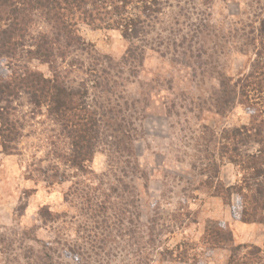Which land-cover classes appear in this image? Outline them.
Segmentation results:
<instances>
[{
    "label": "rangeland",
    "instance_id": "1",
    "mask_svg": "<svg viewBox=\"0 0 264 264\" xmlns=\"http://www.w3.org/2000/svg\"><path fill=\"white\" fill-rule=\"evenodd\" d=\"M161 1L138 41L81 26L87 50L56 63L102 115L85 172L65 163L69 142L44 110L11 102L19 134L10 155L0 147V264H264V224L235 220L234 199L194 191L221 132L251 123L234 84L261 51L264 0ZM22 56L0 59V74L49 75ZM120 131L129 155L114 150ZM218 178L230 187L241 174L223 162ZM222 223L232 246L213 248L205 230Z\"/></svg>",
    "mask_w": 264,
    "mask_h": 264
},
{
    "label": "trees",
    "instance_id": "2",
    "mask_svg": "<svg viewBox=\"0 0 264 264\" xmlns=\"http://www.w3.org/2000/svg\"><path fill=\"white\" fill-rule=\"evenodd\" d=\"M161 3V0H0V59L17 62L23 55L26 64L36 61L49 67L48 76L25 66L17 72L0 74L2 153L10 155L14 151L19 126L10 106L23 95L33 108L44 110L68 140L70 150L65 163L71 169L85 172L102 136V115L87 105L85 89H72L64 84L56 63L64 61L70 53L87 50L89 44L79 35L81 26L93 31H116L127 42L138 41L146 22L160 14ZM38 22L48 31L34 30ZM261 34L264 35V23ZM260 48L249 73L234 84L240 103L252 110L251 123L221 132L214 144L216 157L211 154L205 158L206 180L194 190L220 198L226 206H231L234 199L233 217L245 225L264 224V42ZM224 94L229 99V93ZM112 131L115 132L114 128ZM119 135H111L114 150L129 155L130 139L122 132ZM223 162L233 165L241 174V180L233 186L226 187L218 178ZM205 232L204 239L213 248L232 246V234L225 223Z\"/></svg>",
    "mask_w": 264,
    "mask_h": 264
}]
</instances>
